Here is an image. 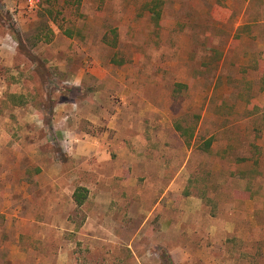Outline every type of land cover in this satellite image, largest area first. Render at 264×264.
<instances>
[{
  "label": "rangeland",
  "instance_id": "374dc122",
  "mask_svg": "<svg viewBox=\"0 0 264 264\" xmlns=\"http://www.w3.org/2000/svg\"><path fill=\"white\" fill-rule=\"evenodd\" d=\"M37 1L0 0V264H264V0Z\"/></svg>",
  "mask_w": 264,
  "mask_h": 264
},
{
  "label": "trees",
  "instance_id": "16d2710c",
  "mask_svg": "<svg viewBox=\"0 0 264 264\" xmlns=\"http://www.w3.org/2000/svg\"><path fill=\"white\" fill-rule=\"evenodd\" d=\"M52 1L53 0H47V4H52L53 3ZM54 1H56V0H54ZM70 3L72 6H75L76 9H78L80 6L81 0H70ZM70 3L67 0L66 4H70ZM49 7H50V5H49ZM58 7L60 8V15H62L63 7L60 5ZM146 8L150 14V19H151L152 23L155 26L156 25L158 26L160 19H161V2L158 0H154L153 2L149 3V5ZM46 12H47V15L49 17L52 16V14H53L52 8L46 9ZM56 14H58V12H56ZM41 17L44 18L43 15H41ZM39 25H40V27H39L38 31L43 32V35L45 37L42 40H44L45 42H49L50 36H51V29L49 26V22H46V20L44 19L43 21H40ZM111 34L113 36H112L109 43L107 41L108 39H106L108 37L107 35H105L103 37V40L107 43V45H109L111 47H115L116 46V33H115V31H113V33L111 32ZM65 35L70 37L72 34L67 29L65 31ZM36 40H41L38 37V35L36 36ZM183 88H186V85H183ZM199 119H200V117L197 114H193V115H187L186 114V115H183V124L178 123V122L175 123V129L180 133V136L183 138V143L187 147L191 146L192 142L195 141L196 128H197V124L199 122ZM212 144H213V139L208 138L206 140H203L201 145H197V148L199 150L204 151V152H209L211 147H212ZM86 196H87V190L85 188L79 187L73 193V201L75 202V204L77 206H81L84 203Z\"/></svg>",
  "mask_w": 264,
  "mask_h": 264
},
{
  "label": "built area",
  "instance_id": "2783aa9c",
  "mask_svg": "<svg viewBox=\"0 0 264 264\" xmlns=\"http://www.w3.org/2000/svg\"><path fill=\"white\" fill-rule=\"evenodd\" d=\"M38 1L37 0H28L29 7H33Z\"/></svg>",
  "mask_w": 264,
  "mask_h": 264
}]
</instances>
